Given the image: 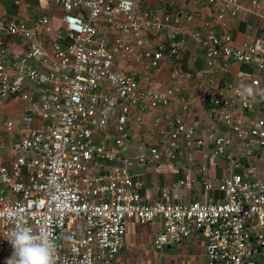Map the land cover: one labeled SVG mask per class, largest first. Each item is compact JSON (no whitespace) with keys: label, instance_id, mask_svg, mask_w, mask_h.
I'll list each match as a JSON object with an SVG mask.
<instances>
[{"label":"built area","instance_id":"built-area-1","mask_svg":"<svg viewBox=\"0 0 264 264\" xmlns=\"http://www.w3.org/2000/svg\"><path fill=\"white\" fill-rule=\"evenodd\" d=\"M36 1L38 13L28 17H9L0 5V102L20 103L22 112L19 122L3 120L11 139H0V264L12 255L6 234L17 222L33 233L49 234L56 246L55 264H107L121 252L131 216L141 222L163 217L165 225L154 241L158 251L200 232L207 240V264H264L257 259L264 252V180L254 178V168L217 184L206 179L205 190H217L218 200L182 203L174 200L171 185H159L160 198L146 202L140 192L143 181L131 172L137 162L177 172L173 152L178 139L191 138L195 127L177 118L168 135V162H160L156 147L151 158L128 155L134 126L144 122V114L159 126L167 116H156L155 110L169 105L187 73L174 64L170 85L155 90L142 87L122 63L139 64L148 73L184 54L192 16L149 9L139 13L135 0L127 11L122 0ZM206 1L222 29L195 33L208 64L222 62L228 69L232 60L254 65L259 73L231 96L208 88L199 100L224 107L225 120L242 134L229 108L237 101L248 108V96L260 94L264 46L249 41L233 45L230 20L245 9L242 0ZM13 2L23 5V0ZM251 2L261 6L258 0ZM57 11L60 23L52 26ZM261 18L264 23V13ZM150 34L157 38L155 44ZM17 42L27 48L12 57ZM249 132L252 144H264V118ZM209 136L218 145L216 153L224 154L229 140Z\"/></svg>","mask_w":264,"mask_h":264},{"label":"crops","instance_id":"crops-1","mask_svg":"<svg viewBox=\"0 0 264 264\" xmlns=\"http://www.w3.org/2000/svg\"><path fill=\"white\" fill-rule=\"evenodd\" d=\"M7 1L10 4L14 3V0L4 2ZM242 1L245 9L230 20L233 45L239 47L243 42L249 41L264 46V23L261 18V14L264 13V0H258L260 7L253 5L251 0ZM135 3L139 13L149 9L155 14H181L183 19L192 16L190 30L186 34L190 49L186 61L187 70H185L187 77L180 80L169 105L155 110L156 116H167L159 126H155L153 117L146 114L143 115L144 122L134 126L128 139L127 154L133 158L139 155L151 158L150 150L156 147L161 153L160 162H168L171 154L168 135L175 127L177 118H181L187 125H193L195 134L191 138L181 135L178 139V147L173 152L177 155L174 160L178 168L177 172H160L154 162H137L132 166L131 172L134 177L143 181L140 188L143 199L146 202H154L160 198L158 186L171 185L172 196L177 202L200 201L206 197L218 200L221 197L220 193L217 190L207 192L203 182L209 179L217 184L227 174H244L249 168H254V178L264 180V146L253 147L252 150L247 148L254 138L249 132L250 127L256 125L258 119L264 118V74L261 73L260 94L252 93L248 96L250 107L244 108L241 101H237L229 108L234 115V122L243 128V133L240 134L233 129V123L225 120L224 107L199 100L202 91L208 88L222 89L231 96L236 87L250 85L255 74L259 73L254 65L239 64L232 60L228 63V69H224L222 62L212 66L208 64L195 33L198 31L205 33L211 28L222 31L215 21L213 5L206 0H135ZM37 7L36 0H23V5L19 8V16H34L38 13ZM59 15L60 11H57L52 17V26H57L55 22H59ZM149 36L155 44L157 38L152 34ZM26 48L27 46L19 42L13 44L10 50L12 57H19ZM173 62L166 59L159 69L148 73L141 65L133 62H124L122 67L123 71L136 76L142 87L163 90L171 83ZM183 104H187L188 108H184ZM21 115L20 103L0 102V139L5 141L11 139L5 132L3 120L14 118L19 122ZM209 135L224 136L229 140L225 145L224 154L216 153L218 145ZM200 139L204 141L203 145L197 144ZM188 141L192 144L188 145ZM204 154L208 157L205 158ZM164 222L162 216H157L153 221L148 222H141L136 216L128 217L122 250L107 264L208 263L207 240L200 232H194L161 251L156 250L154 241L163 229ZM257 259L264 261L263 251L259 253Z\"/></svg>","mask_w":264,"mask_h":264},{"label":"clouds","instance_id":"clouds-1","mask_svg":"<svg viewBox=\"0 0 264 264\" xmlns=\"http://www.w3.org/2000/svg\"><path fill=\"white\" fill-rule=\"evenodd\" d=\"M121 6L129 10L131 0H122ZM6 237L13 249L7 264H55L56 246L46 231L33 233L29 226L17 222Z\"/></svg>","mask_w":264,"mask_h":264},{"label":"trees","instance_id":"trees-1","mask_svg":"<svg viewBox=\"0 0 264 264\" xmlns=\"http://www.w3.org/2000/svg\"><path fill=\"white\" fill-rule=\"evenodd\" d=\"M6 0H0V3H2L1 7L2 9L6 12V14L9 16V17H12V18H17V17H20L19 15V7L18 6H15L11 3H9L8 1L7 2H4ZM177 14V13H175ZM190 53V49L188 48L186 50V52H184V54L178 56V57H174L173 58V63L174 64H179L181 66V68L185 71L187 70L186 68V61H187V57Z\"/></svg>","mask_w":264,"mask_h":264},{"label":"water","instance_id":"water-1","mask_svg":"<svg viewBox=\"0 0 264 264\" xmlns=\"http://www.w3.org/2000/svg\"><path fill=\"white\" fill-rule=\"evenodd\" d=\"M179 15H181V14H179ZM200 49H201V48H200ZM260 146H264V144H262V145H253V144H249L247 148H248L249 150H252L253 147L258 148V147H260ZM205 162H206V160H205ZM117 166H118V164L115 165V167H117ZM227 175H228V174H227ZM227 175H226V176H227ZM214 183H215V182H214Z\"/></svg>","mask_w":264,"mask_h":264},{"label":"rangeland","instance_id":"rangeland-1","mask_svg":"<svg viewBox=\"0 0 264 264\" xmlns=\"http://www.w3.org/2000/svg\"><path fill=\"white\" fill-rule=\"evenodd\" d=\"M55 23H56V24H57V26H58V23H60V22L56 21ZM13 119H14V118H13ZM14 120H15V119H14Z\"/></svg>","mask_w":264,"mask_h":264}]
</instances>
